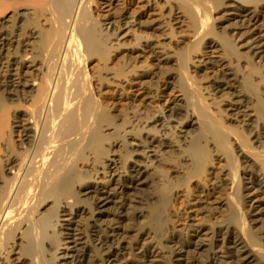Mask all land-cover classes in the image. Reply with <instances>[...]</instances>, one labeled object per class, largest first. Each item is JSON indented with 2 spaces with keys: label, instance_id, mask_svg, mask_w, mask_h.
I'll use <instances>...</instances> for the list:
<instances>
[{
  "label": "bare ground",
  "instance_id": "bare-ground-1",
  "mask_svg": "<svg viewBox=\"0 0 264 264\" xmlns=\"http://www.w3.org/2000/svg\"><path fill=\"white\" fill-rule=\"evenodd\" d=\"M0 264H264V0H0Z\"/></svg>",
  "mask_w": 264,
  "mask_h": 264
},
{
  "label": "rangeland",
  "instance_id": "rangeland-1",
  "mask_svg": "<svg viewBox=\"0 0 264 264\" xmlns=\"http://www.w3.org/2000/svg\"><path fill=\"white\" fill-rule=\"evenodd\" d=\"M146 32H147V29H144ZM170 42H172V40L170 41ZM115 62V61H114ZM114 62H113V64H114ZM117 63V62H116ZM168 70V68H167V66H164L163 68H162V71H167Z\"/></svg>",
  "mask_w": 264,
  "mask_h": 264
}]
</instances>
